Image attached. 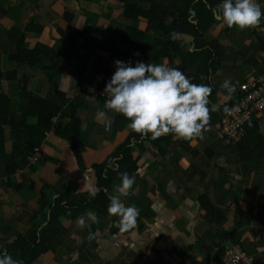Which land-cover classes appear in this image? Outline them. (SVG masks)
Instances as JSON below:
<instances>
[{
    "label": "crops",
    "instance_id": "obj_1",
    "mask_svg": "<svg viewBox=\"0 0 264 264\" xmlns=\"http://www.w3.org/2000/svg\"><path fill=\"white\" fill-rule=\"evenodd\" d=\"M256 2L264 11V0ZM128 6L141 15L132 13L128 18ZM150 8L143 0H0V95L9 99L8 115L17 123L22 120L23 80L34 99L61 94L67 101L65 109L75 105L82 149L78 163L67 141L37 128L31 140H23L31 154L16 160L15 173L7 176L0 156V250L31 228L32 213L45 211L47 198L57 192H96L91 166L129 144L137 163L135 183L122 203L140 210L136 228L121 231L118 217L83 208L74 221L63 223L48 250L30 264H216L219 250L234 244L256 261H264V118L251 119L243 135L246 138L247 129H255L261 147H249L242 140L226 144L219 135L224 108L237 100L239 86L264 77V17L257 27L245 30L228 28L215 19L203 39V46L216 42L222 49L219 73L212 78L216 95L208 106L216 110L210 111L209 130L203 139L168 134L152 145L131 131L130 121L121 114L107 111L112 124L105 130L96 118L104 104L78 91L81 72L91 57L96 71L114 74L116 60L97 41L118 45L128 29L143 33L142 49L130 47L127 53L132 58L121 61H131L133 67L137 61L181 66L183 55L193 51L192 38L177 35L176 48L163 55L169 46L161 32L148 26ZM172 22L170 16L164 20L167 26ZM11 31L24 35L23 51L38 47L33 68L14 60ZM197 70L191 66L181 71L191 81ZM225 79L235 85L231 95L221 88ZM25 122L37 125L33 117ZM69 122L60 116L52 120L60 129ZM12 145L10 130L5 129V154H11ZM35 149H39L36 160ZM119 183L120 175L107 198Z\"/></svg>",
    "mask_w": 264,
    "mask_h": 264
},
{
    "label": "trees",
    "instance_id": "obj_2",
    "mask_svg": "<svg viewBox=\"0 0 264 264\" xmlns=\"http://www.w3.org/2000/svg\"><path fill=\"white\" fill-rule=\"evenodd\" d=\"M143 1L151 5L150 11L147 13L148 26L161 32L169 46L162 52L163 55H169L176 48L177 35H186L192 38L193 51L183 55L181 66L178 69L185 70L191 66H197L198 70L193 75L191 82L209 85L212 88L209 99H212L216 95L212 78L219 73L222 49L216 42L203 46V39L207 29L215 23L216 17L213 14V9L221 0ZM132 13H135L137 17L141 15L139 10H136L133 6H128L126 16L128 18L132 17ZM167 16H170L173 20L169 26L164 24ZM29 30H31V27L26 29L27 32ZM15 36L18 38L15 39ZM61 36L63 39L65 38L62 33ZM9 37L15 40L16 55L14 60L19 63L24 60L29 67L33 68L36 61L33 62L32 57L38 56V47L32 51H23L24 35L11 31ZM142 38L143 33L128 29L118 45H111L102 41H97V44L105 52L111 54L114 60L131 59L132 57L127 53L128 49L130 47L142 49ZM20 93L21 106L19 107V113L22 120L18 123L8 115L9 99L4 95H0V156L3 157L7 176L15 173L18 169L16 163L18 158L24 156V154H31L28 145H23V140H31L37 128L53 131L56 137L67 141L76 161L79 163L82 149L79 145V121L75 116L74 103L69 104V108L65 109L67 101L61 94L51 95L43 101L34 99L26 90L25 80L22 81ZM56 116L69 119L70 122L65 129L53 125L52 120ZM29 117L37 119L36 126L26 124L25 120ZM5 129L10 130L13 142L10 155L5 154ZM145 137L152 145H156L158 142V138L152 139L151 134ZM241 140L242 144H251L249 147H261L262 143L253 128L247 129L246 138L242 137ZM132 153L130 145L126 144L105 162L91 166L96 178V192L81 194L57 192L50 200L47 198V209L32 213L31 228L25 234L20 233L10 243H7L0 250V256L7 251L13 259L20 260L23 264H30L48 250L51 238L62 231L63 223L74 221L82 213L83 208H89L97 214L109 215L108 206L110 201L107 198V192L111 189L118 175L127 172L129 176H132L135 172L137 163L133 160Z\"/></svg>",
    "mask_w": 264,
    "mask_h": 264
},
{
    "label": "clouds",
    "instance_id": "obj_3",
    "mask_svg": "<svg viewBox=\"0 0 264 264\" xmlns=\"http://www.w3.org/2000/svg\"><path fill=\"white\" fill-rule=\"evenodd\" d=\"M214 16L228 28L240 30L257 27L264 11L256 0H221L213 9ZM116 70L104 89L108 99L104 109L98 110L96 118L102 121L105 130L112 124L106 118L107 111L123 115L130 123L127 127L142 136L151 134L152 139L172 134L176 139H203L209 130L210 111L209 96L212 88L206 84L192 83L178 68L167 64H152L137 61L115 62ZM221 88L229 95L236 91L235 85L225 79ZM94 91V89H90ZM135 177L127 172L120 174V183L109 196L108 213L118 217L117 226L127 232L137 226L139 209L135 206L125 207L122 197L131 194ZM0 264H23L4 252Z\"/></svg>",
    "mask_w": 264,
    "mask_h": 264
},
{
    "label": "built area",
    "instance_id": "obj_4",
    "mask_svg": "<svg viewBox=\"0 0 264 264\" xmlns=\"http://www.w3.org/2000/svg\"><path fill=\"white\" fill-rule=\"evenodd\" d=\"M91 59L93 62L90 61L81 72L78 91L85 96L96 98L104 104L108 99L104 94V89L113 74L96 71L95 59L94 57ZM97 82L98 85H96ZM90 89H94V91H90ZM256 117L264 118V77H258L241 84L237 100L225 106L219 125L221 140L226 144L238 143L244 135L245 126ZM38 154L39 149H35L34 160L37 159ZM216 264H264V261H256L238 244H234L219 250Z\"/></svg>",
    "mask_w": 264,
    "mask_h": 264
}]
</instances>
